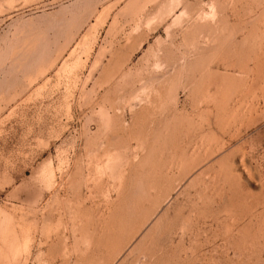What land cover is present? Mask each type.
<instances>
[{
	"label": "rangeland",
	"instance_id": "rangeland-1",
	"mask_svg": "<svg viewBox=\"0 0 264 264\" xmlns=\"http://www.w3.org/2000/svg\"><path fill=\"white\" fill-rule=\"evenodd\" d=\"M0 264H264V0H0Z\"/></svg>",
	"mask_w": 264,
	"mask_h": 264
}]
</instances>
